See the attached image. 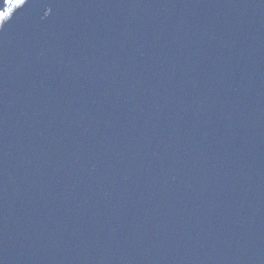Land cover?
Here are the masks:
<instances>
[{
    "label": "water",
    "instance_id": "1",
    "mask_svg": "<svg viewBox=\"0 0 264 264\" xmlns=\"http://www.w3.org/2000/svg\"><path fill=\"white\" fill-rule=\"evenodd\" d=\"M0 264H264V0L14 8Z\"/></svg>",
    "mask_w": 264,
    "mask_h": 264
},
{
    "label": "rangeland",
    "instance_id": "2",
    "mask_svg": "<svg viewBox=\"0 0 264 264\" xmlns=\"http://www.w3.org/2000/svg\"><path fill=\"white\" fill-rule=\"evenodd\" d=\"M24 0H21V2H17V0H12L11 4H9L6 0L5 2V6L4 8L1 10L0 12V24L2 23L3 20L7 19L11 13H12V10L16 7H18L19 5H21V3L23 2ZM4 12H8L9 14L7 16H5L3 13Z\"/></svg>",
    "mask_w": 264,
    "mask_h": 264
},
{
    "label": "snow or ice",
    "instance_id": "3",
    "mask_svg": "<svg viewBox=\"0 0 264 264\" xmlns=\"http://www.w3.org/2000/svg\"><path fill=\"white\" fill-rule=\"evenodd\" d=\"M7 2H8L9 4H11L12 0H7ZM17 2L19 3V2H21V0H17ZM3 14H4L5 16H7L9 13H8V12H4Z\"/></svg>",
    "mask_w": 264,
    "mask_h": 264
}]
</instances>
